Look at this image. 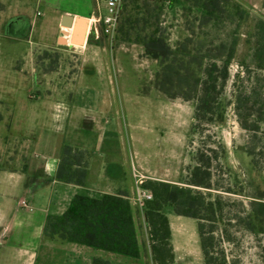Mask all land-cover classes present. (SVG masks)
Wrapping results in <instances>:
<instances>
[{
	"label": "crops",
	"instance_id": "0c3cea01",
	"mask_svg": "<svg viewBox=\"0 0 264 264\" xmlns=\"http://www.w3.org/2000/svg\"><path fill=\"white\" fill-rule=\"evenodd\" d=\"M243 1L252 6L261 2ZM43 4L51 9L50 14L36 12V17H29L27 2L0 0V264H91L93 259L108 264H154L143 220L145 207L138 208L131 201V166L149 179L177 184L185 165L184 140L167 133L153 141L151 132H145L134 146L130 136L121 140L118 114L115 111L114 117L110 103L106 111H99L102 119L97 118V111L93 113L95 119L90 111L68 99L73 77L58 89L56 71L39 74L35 56L39 51L56 50L57 45L79 61V69H96L109 81L116 54L131 60L135 51L143 54L139 45L128 48L110 43V36L101 31L97 21L104 4L96 0H43ZM77 16L89 20L86 40L80 47L69 45ZM15 23L20 26L13 30ZM57 33L63 43H59ZM21 42L25 49L18 48ZM40 81L42 84L34 87L33 83ZM62 145L89 153L82 186L54 180ZM117 193L125 194L131 204L139 258L43 236L46 217L61 215L73 196L99 199ZM165 216L174 256L171 264H193L200 256L203 261L197 222L169 209Z\"/></svg>",
	"mask_w": 264,
	"mask_h": 264
},
{
	"label": "rangeland",
	"instance_id": "374dc122",
	"mask_svg": "<svg viewBox=\"0 0 264 264\" xmlns=\"http://www.w3.org/2000/svg\"><path fill=\"white\" fill-rule=\"evenodd\" d=\"M23 1L28 3L29 17H36V12L51 13L43 0ZM96 1L102 6L105 2ZM236 1L247 12L238 28L237 23H225L198 30L194 19L196 13L187 12L177 4L171 8L164 5L158 25L171 46L187 38L196 42L200 32H207L208 39L215 44L218 39L225 40L237 32L236 54L229 66L221 97L225 106L223 122L207 124L200 121L199 127L193 130L194 102L168 99L157 92L154 77L158 64L146 58L144 52L140 55L135 51L132 60L116 54L111 81L103 73L97 74L96 69H79V61L58 45L53 51H39L35 64L39 74L57 72L58 89L73 77L68 99L91 114L97 111L99 120L102 119L99 111H106L110 103L114 117L115 111L118 114L121 140L130 136L135 146L145 132H151L153 141L156 136L167 133L183 138L185 165L176 185L187 186L190 171L197 164L209 168L210 187L193 188L200 192L203 200L197 196L198 203L192 212L201 218L206 237L208 230H213L210 251L214 264H223V260L227 264H264V212L259 209V205L264 204V70L255 67L251 50L254 24L259 17L264 18V0L254 6L243 0ZM132 5L126 7V12L137 17ZM19 26L15 23L12 29H19ZM57 36L59 43H63L61 35L57 33ZM115 37V34L110 36L112 45L128 48L136 45L119 43ZM25 46L21 42L18 48L22 50ZM37 84L42 82L33 83L34 87ZM145 181L160 180L146 176ZM146 205L150 207V204ZM168 209L173 211L172 207L165 206L162 212L165 214ZM189 222L197 221L189 219ZM147 234L149 239L148 227ZM193 264H204L201 256L194 258Z\"/></svg>",
	"mask_w": 264,
	"mask_h": 264
},
{
	"label": "trees",
	"instance_id": "16d2710c",
	"mask_svg": "<svg viewBox=\"0 0 264 264\" xmlns=\"http://www.w3.org/2000/svg\"><path fill=\"white\" fill-rule=\"evenodd\" d=\"M131 4L137 17L126 12V7ZM176 4L183 6L187 12L196 13L194 19L201 31L225 23H237L238 28L247 12L236 0H123L115 39L119 43L141 46L144 55L157 62L158 70L154 77L157 92L168 99L194 102V130L199 127L200 121L207 124L223 122L225 106L221 97L239 38L234 32L225 40L218 39L215 44L208 39L207 32H200L196 42L187 38L171 46L158 25L164 5L171 8ZM252 37L253 63L256 68L264 70V18L256 20ZM89 157L87 151L62 145L54 180L82 186ZM186 185L162 181L143 183V187L153 195L152 201L147 203L150 207L146 205L144 208L143 216L149 230V250L154 264H171L174 260L169 223L162 212L165 206L172 207L176 215L197 221L203 262L214 264L213 252L210 251L213 230L209 229L206 237L201 218L192 212L198 197L203 200L200 192L193 188L210 187L209 168L197 164L190 171ZM259 209L264 212V204H260ZM42 234L49 239L131 259L140 256L132 207L123 193L105 194L99 199L73 196L61 215L46 217ZM91 264L108 262L93 259ZM223 264H227L225 260Z\"/></svg>",
	"mask_w": 264,
	"mask_h": 264
},
{
	"label": "built area",
	"instance_id": "2783aa9c",
	"mask_svg": "<svg viewBox=\"0 0 264 264\" xmlns=\"http://www.w3.org/2000/svg\"><path fill=\"white\" fill-rule=\"evenodd\" d=\"M123 0H105L104 11L98 16V23L101 31L112 36L116 30L120 10ZM134 178V189L131 196L132 203L138 208H144L145 204L152 201L153 195L151 191L143 187L145 177L141 175L134 166H131Z\"/></svg>",
	"mask_w": 264,
	"mask_h": 264
},
{
	"label": "water",
	"instance_id": "95a60500",
	"mask_svg": "<svg viewBox=\"0 0 264 264\" xmlns=\"http://www.w3.org/2000/svg\"><path fill=\"white\" fill-rule=\"evenodd\" d=\"M89 20L84 17L77 16L73 19L69 45L80 47L83 46L86 40Z\"/></svg>",
	"mask_w": 264,
	"mask_h": 264
}]
</instances>
